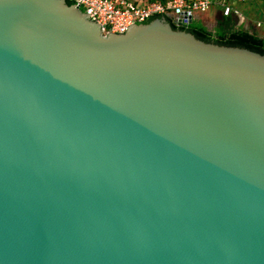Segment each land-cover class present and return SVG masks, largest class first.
<instances>
[{
  "label": "water",
  "instance_id": "obj_1",
  "mask_svg": "<svg viewBox=\"0 0 264 264\" xmlns=\"http://www.w3.org/2000/svg\"><path fill=\"white\" fill-rule=\"evenodd\" d=\"M0 264H264V54L0 0Z\"/></svg>",
  "mask_w": 264,
  "mask_h": 264
},
{
  "label": "built area",
  "instance_id": "obj_2",
  "mask_svg": "<svg viewBox=\"0 0 264 264\" xmlns=\"http://www.w3.org/2000/svg\"><path fill=\"white\" fill-rule=\"evenodd\" d=\"M77 4L90 19L98 22L103 29L123 33L133 23H141L156 16L182 17L187 22L189 14L205 12L216 5L223 15L235 10L232 3L241 0H152L149 2L130 0H70Z\"/></svg>",
  "mask_w": 264,
  "mask_h": 264
},
{
  "label": "trees",
  "instance_id": "obj_3",
  "mask_svg": "<svg viewBox=\"0 0 264 264\" xmlns=\"http://www.w3.org/2000/svg\"><path fill=\"white\" fill-rule=\"evenodd\" d=\"M67 1L72 3L70 0ZM158 16L159 15H156L145 22ZM164 16L172 24L173 28L190 31L196 37L204 41L245 47L264 54V37L260 36L256 31L245 29L242 25H236L234 18L231 17L230 14L223 15L219 20L218 25L213 29H208L207 26L196 16L192 23L182 26H177L174 23V17L166 14Z\"/></svg>",
  "mask_w": 264,
  "mask_h": 264
},
{
  "label": "crops",
  "instance_id": "obj_4",
  "mask_svg": "<svg viewBox=\"0 0 264 264\" xmlns=\"http://www.w3.org/2000/svg\"><path fill=\"white\" fill-rule=\"evenodd\" d=\"M130 1H141V2H149L152 0H130ZM256 8V12L259 13L254 15V10L251 9V6ZM233 9L235 13H230V16L234 18L236 25H242L245 29H249L250 31H256L260 34V36L264 37V33H261L260 27L264 28V0H241L232 3ZM218 13L220 15V19L223 17L221 9L214 5L209 10L201 13H197L195 16L200 19L208 29H213L218 25L217 24L213 28H210L209 16L212 14ZM248 19L249 22H245L243 20ZM264 32V31H263Z\"/></svg>",
  "mask_w": 264,
  "mask_h": 264
},
{
  "label": "rangeland",
  "instance_id": "obj_5",
  "mask_svg": "<svg viewBox=\"0 0 264 264\" xmlns=\"http://www.w3.org/2000/svg\"><path fill=\"white\" fill-rule=\"evenodd\" d=\"M253 6H254V5L251 6V9L254 10V15H255V14H258V13H259V10H258V13H257V12H256V8H255V7L253 8ZM233 13H235V12H233ZM208 19H209V20H207V22H209V26H210V28H213V25L215 26V25L217 24V21H218V19H219V14H218V13H216L215 15L212 14L211 16H209ZM243 21H245V22H249L248 19H245V20H243ZM212 24H213V25H212ZM259 29H260L261 33H264V32H263V31H264V28L260 27Z\"/></svg>",
  "mask_w": 264,
  "mask_h": 264
},
{
  "label": "flooded vegetation",
  "instance_id": "obj_6",
  "mask_svg": "<svg viewBox=\"0 0 264 264\" xmlns=\"http://www.w3.org/2000/svg\"><path fill=\"white\" fill-rule=\"evenodd\" d=\"M218 20H220V15H219V19Z\"/></svg>",
  "mask_w": 264,
  "mask_h": 264
}]
</instances>
